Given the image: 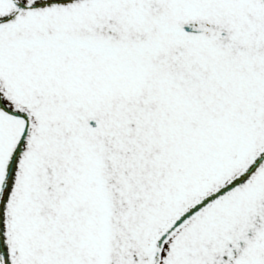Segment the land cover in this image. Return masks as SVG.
Here are the masks:
<instances>
[{"label":"snow or ice","instance_id":"1","mask_svg":"<svg viewBox=\"0 0 264 264\" xmlns=\"http://www.w3.org/2000/svg\"><path fill=\"white\" fill-rule=\"evenodd\" d=\"M0 264H264V0H0Z\"/></svg>","mask_w":264,"mask_h":264}]
</instances>
